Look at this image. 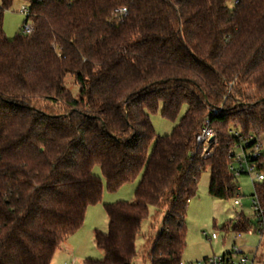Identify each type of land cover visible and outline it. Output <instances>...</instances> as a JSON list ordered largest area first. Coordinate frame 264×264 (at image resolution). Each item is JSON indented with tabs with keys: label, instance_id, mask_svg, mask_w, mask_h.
I'll use <instances>...</instances> for the list:
<instances>
[{
	"label": "trees",
	"instance_id": "trees-1",
	"mask_svg": "<svg viewBox=\"0 0 264 264\" xmlns=\"http://www.w3.org/2000/svg\"><path fill=\"white\" fill-rule=\"evenodd\" d=\"M27 1L33 33L8 39L14 0H0V264H51L102 200L96 166L110 191L142 177L134 202L105 205L108 231L95 232L104 258L85 264H133L151 207L164 217L147 238L150 264H183L202 172L211 196H238L231 150L264 136V0ZM159 107L170 120L186 108L168 136L151 122ZM206 120L217 142L204 158ZM252 197L260 215L224 229H255L264 242V180Z\"/></svg>",
	"mask_w": 264,
	"mask_h": 264
},
{
	"label": "rangeland",
	"instance_id": "rangeland-1",
	"mask_svg": "<svg viewBox=\"0 0 264 264\" xmlns=\"http://www.w3.org/2000/svg\"><path fill=\"white\" fill-rule=\"evenodd\" d=\"M233 7V0L228 3ZM23 6H29L27 0H14L12 5L4 10L3 27L8 39H14L25 24L26 15L21 13ZM30 23V20L28 21ZM66 83L73 95L77 94L78 88L71 76L66 77ZM183 107L180 116L176 120H170L161 113V107L158 111L151 114V122L157 136H168L172 133L174 127L179 123L181 116L185 112ZM59 112V109H55ZM235 128H229V132ZM264 141V136L261 137ZM239 150L237 149L236 152ZM93 173L103 182L102 200L94 205H89L82 227L66 239L62 245L70 247L73 244L72 254L65 252L59 253L54 264H85L87 259L101 260L104 258V252L99 249L95 243V232L108 231L109 219L106 213L105 205L113 204L119 201L134 202L137 186L141 180L142 173L134 180L124 184L116 191H110L102 175L100 166H96ZM256 172L251 174H241L237 177V184L240 193L236 197L229 199H218L209 194L210 170L207 168L202 172L198 184L196 196L190 201L187 209L186 226V248L183 253V264H202L204 259L212 256H222L225 254H235L236 261L241 256H248L252 264H264V242L260 234L252 229L250 232L235 233L232 230L224 229V225L230 220L235 219L243 213L246 217L254 219L253 197L254 180ZM238 199L239 205L234 201ZM163 214H158L154 207L150 208L149 216L143 221L141 234L138 236L136 247L137 257L133 264H150L147 253L150 250L151 243L147 242L149 235H157L162 228ZM148 234V235H147ZM212 234L217 235L216 240H212ZM145 235L147 237L145 238ZM240 250L242 253H236ZM256 257V259H254Z\"/></svg>",
	"mask_w": 264,
	"mask_h": 264
},
{
	"label": "built area",
	"instance_id": "built-area-1",
	"mask_svg": "<svg viewBox=\"0 0 264 264\" xmlns=\"http://www.w3.org/2000/svg\"><path fill=\"white\" fill-rule=\"evenodd\" d=\"M239 0H233V6L238 4ZM126 12V8H122L117 11L118 15H122ZM21 13L29 17L28 21L24 24L22 31L24 34L30 35L33 33L34 25L32 20L30 19V8L29 6H23L21 9ZM221 110H214L215 113H218ZM232 136L240 137V133L235 129L230 131ZM197 144L202 148V156L207 158L212 155L215 144L217 142L216 133L214 129L210 125V121L206 120L202 130L196 136ZM239 150L236 152V150ZM264 152V141L258 139L254 136H249L247 139L243 140L242 143L236 145L231 150V163L229 165V171L234 177H238L241 174H251L252 172H256L253 180L254 181H262L264 180V173L259 169V159L263 155ZM235 205H239L240 201L236 199L234 201ZM253 208L254 215H260V209L258 202L253 198ZM218 237L216 234H212L211 239L216 240ZM236 253H242L240 250L236 251ZM235 254L229 253L228 255L222 256H212L208 259H204L202 264H252L253 260L250 261L248 256H241L236 261L234 260Z\"/></svg>",
	"mask_w": 264,
	"mask_h": 264
},
{
	"label": "crops",
	"instance_id": "crops-1",
	"mask_svg": "<svg viewBox=\"0 0 264 264\" xmlns=\"http://www.w3.org/2000/svg\"><path fill=\"white\" fill-rule=\"evenodd\" d=\"M71 236V235H70ZM68 239V238H67ZM67 240H65L61 245H60V247L57 249V251L55 252V255H54V257H53V260H52V262H51V264H54V262H55V259L58 257V255H59V253H61V252H65L67 255H69L70 256V254H72V252H73V249H72V247H73V244H72V242L71 243H69V245H70V247H68V246H64V248L62 247V245L66 242ZM73 263H77V259H74V261H73Z\"/></svg>",
	"mask_w": 264,
	"mask_h": 264
}]
</instances>
